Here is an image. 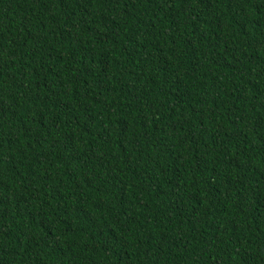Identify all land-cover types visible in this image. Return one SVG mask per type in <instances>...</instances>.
Instances as JSON below:
<instances>
[{"label":"trees","instance_id":"obj_1","mask_svg":"<svg viewBox=\"0 0 264 264\" xmlns=\"http://www.w3.org/2000/svg\"><path fill=\"white\" fill-rule=\"evenodd\" d=\"M0 264H264V0H0Z\"/></svg>","mask_w":264,"mask_h":264}]
</instances>
